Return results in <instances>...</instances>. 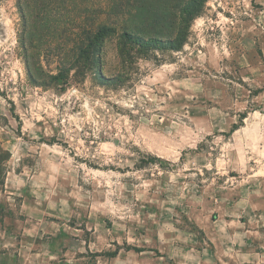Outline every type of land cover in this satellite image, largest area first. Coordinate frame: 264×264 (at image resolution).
I'll use <instances>...</instances> for the list:
<instances>
[{"label": "rangeland", "instance_id": "1", "mask_svg": "<svg viewBox=\"0 0 264 264\" xmlns=\"http://www.w3.org/2000/svg\"><path fill=\"white\" fill-rule=\"evenodd\" d=\"M260 194L264 0H0V264H264Z\"/></svg>", "mask_w": 264, "mask_h": 264}, {"label": "trees", "instance_id": "2", "mask_svg": "<svg viewBox=\"0 0 264 264\" xmlns=\"http://www.w3.org/2000/svg\"><path fill=\"white\" fill-rule=\"evenodd\" d=\"M186 8H182L180 12L184 13ZM185 20H183L182 27L180 31L177 33L174 39H168L167 41H163L161 39H149L146 40L141 36L132 35L128 32H123V34L118 38V55L121 58V64L125 62L126 57V49L125 47L128 44H135L139 49H144L147 51H153L156 49L163 50V46H167V49L170 51H178L182 47L184 42V35L182 34V30H187L189 27L185 24ZM101 30L98 31V35L101 34ZM183 35V37H182Z\"/></svg>", "mask_w": 264, "mask_h": 264}, {"label": "crops", "instance_id": "3", "mask_svg": "<svg viewBox=\"0 0 264 264\" xmlns=\"http://www.w3.org/2000/svg\"><path fill=\"white\" fill-rule=\"evenodd\" d=\"M261 196L260 197H258V198H252V200H251V204L253 205V206H256V207H258V211L256 212V216H258V217H261V216H263L264 215V194L262 195V194H260ZM200 254H204V253H202V251H200L199 252V255ZM201 256V255H200ZM216 256H217V254L216 253H214V254H212V255H210V259L208 258V259H206V260H208V261H214V263L216 262V261H219L217 258H216ZM194 264H202L201 262H199V261H195V263ZM203 264H204V262H203Z\"/></svg>", "mask_w": 264, "mask_h": 264}]
</instances>
